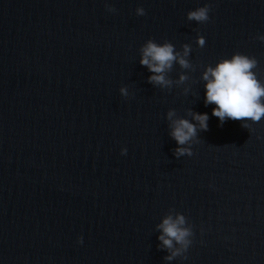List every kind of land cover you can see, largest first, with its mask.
<instances>
[{
  "label": "water",
  "instance_id": "1",
  "mask_svg": "<svg viewBox=\"0 0 264 264\" xmlns=\"http://www.w3.org/2000/svg\"><path fill=\"white\" fill-rule=\"evenodd\" d=\"M259 36L264 0H0V264H264V119L221 126L203 79L240 53L264 85ZM149 39L191 47L168 86L140 63ZM179 119L197 128L183 146ZM178 215L192 243L168 260Z\"/></svg>",
  "mask_w": 264,
  "mask_h": 264
},
{
  "label": "clouds",
  "instance_id": "2",
  "mask_svg": "<svg viewBox=\"0 0 264 264\" xmlns=\"http://www.w3.org/2000/svg\"><path fill=\"white\" fill-rule=\"evenodd\" d=\"M109 11H115L114 8L108 7ZM211 5L205 4L195 10L187 13L189 21L197 23L207 22ZM137 15H145V10L142 7L136 9ZM264 41V36L257 37ZM205 38L203 36L197 37V45L203 47L205 45ZM191 51L188 44L183 45V54L176 52L174 46L165 42L159 45L154 40L149 39L141 48L140 63L146 66L154 75L149 77V82L168 86L171 81L165 78L164 73L170 70L174 61L178 62L182 68H189L190 63L185 58ZM258 66V61L254 57H249L245 54L236 53L230 59H223L215 68L208 67L203 74V79L207 81L205 104H214L212 115L219 118L221 126L226 119L243 121L242 127L248 129L250 125L247 121L258 123L264 119V85L257 79L256 73L252 71ZM181 81L185 80V76L180 77ZM120 92L123 96H127L126 88H121ZM173 112H169L168 116L171 118ZM193 119L199 124V127L208 130V115L207 113H194ZM196 125L190 123L187 119L174 120L172 122L171 136L178 145H186L191 139L196 136ZM127 153V148L121 149V154ZM174 154L177 157L193 153L190 148L177 147ZM185 225V218L183 215H178L175 220L171 216L165 218L159 228L162 229V234L159 240L168 249H174V241L180 248H175L171 255L166 259L171 260L181 254V250L187 251L192 241L189 239L193 235L191 230ZM83 242V238L79 239ZM186 258V257H185Z\"/></svg>",
  "mask_w": 264,
  "mask_h": 264
}]
</instances>
